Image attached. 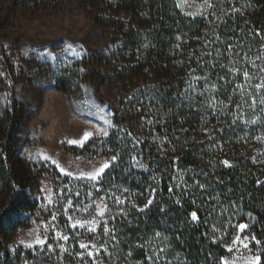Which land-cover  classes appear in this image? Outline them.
Returning <instances> with one entry per match:
<instances>
[{"label":"trees","instance_id":"obj_1","mask_svg":"<svg viewBox=\"0 0 264 264\" xmlns=\"http://www.w3.org/2000/svg\"><path fill=\"white\" fill-rule=\"evenodd\" d=\"M77 2L108 41L47 70L40 92L65 94L77 117L104 128L82 150L113 159L89 191L108 200L99 236L111 264H223L240 222L264 264V0H210L194 17L176 0ZM11 16L0 2L5 80ZM0 88V264H41L59 251L12 241L40 214L43 175L58 198L70 179L46 161H25L26 111L8 81Z\"/></svg>","mask_w":264,"mask_h":264},{"label":"rangeland","instance_id":"obj_2","mask_svg":"<svg viewBox=\"0 0 264 264\" xmlns=\"http://www.w3.org/2000/svg\"><path fill=\"white\" fill-rule=\"evenodd\" d=\"M0 2L4 7H12V27L1 43L13 68V78L5 80L0 64V87L8 81L26 111L27 133L22 149L25 161L31 165L46 161L61 176L70 179L58 198L49 175H43L39 188L40 214L28 228L16 234L12 244L24 249L55 247L59 251L41 264H111L115 259L105 252V242L99 236L100 226L106 220L108 200L94 198L89 191L113 159L95 146L82 150L87 142L102 138L104 128L97 122L77 117L65 94L54 89L40 92L46 84L47 70L64 63L69 55L103 49L108 41L106 29L95 23L77 0ZM176 3L182 13L192 17L206 15L211 7L210 0H176ZM104 94L118 109L115 94ZM4 98L0 88V106ZM81 191H87L88 196ZM72 193L81 194L77 201L71 200ZM3 206L1 201L0 208ZM62 212L68 218L66 226L61 223ZM68 225L70 230L66 228ZM240 225L246 227L241 229ZM252 242L248 224L238 223L224 242L227 256L222 263L258 264V251ZM120 264L125 263L121 260Z\"/></svg>","mask_w":264,"mask_h":264},{"label":"snow or ice","instance_id":"obj_3","mask_svg":"<svg viewBox=\"0 0 264 264\" xmlns=\"http://www.w3.org/2000/svg\"><path fill=\"white\" fill-rule=\"evenodd\" d=\"M73 143H75V142H73ZM225 163H227V162H225ZM105 167H107V165H105ZM101 171H103V169H101ZM98 175V174H97ZM92 178L93 179H95L96 178V176L94 175V176H92ZM192 216H193V218L195 219V217H196V213H192ZM246 227V225H240V228L241 229H244ZM65 239H67V237H64ZM82 247H83V245H82ZM257 261H259V257H257Z\"/></svg>","mask_w":264,"mask_h":264}]
</instances>
